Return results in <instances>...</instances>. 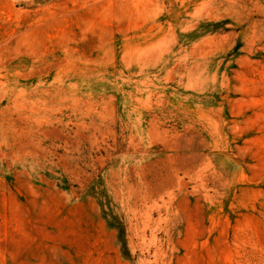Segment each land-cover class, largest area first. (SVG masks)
<instances>
[{
	"label": "rangeland",
	"instance_id": "rangeland-1",
	"mask_svg": "<svg viewBox=\"0 0 264 264\" xmlns=\"http://www.w3.org/2000/svg\"><path fill=\"white\" fill-rule=\"evenodd\" d=\"M0 264H264V0H0Z\"/></svg>",
	"mask_w": 264,
	"mask_h": 264
}]
</instances>
